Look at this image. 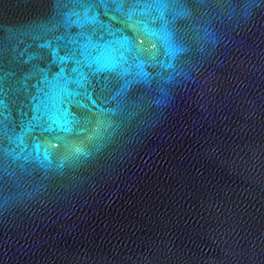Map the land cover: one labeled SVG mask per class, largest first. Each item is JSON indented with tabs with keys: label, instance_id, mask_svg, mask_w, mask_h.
<instances>
[{
	"label": "water",
	"instance_id": "1",
	"mask_svg": "<svg viewBox=\"0 0 264 264\" xmlns=\"http://www.w3.org/2000/svg\"><path fill=\"white\" fill-rule=\"evenodd\" d=\"M264 224V0H0V264H236Z\"/></svg>",
	"mask_w": 264,
	"mask_h": 264
}]
</instances>
